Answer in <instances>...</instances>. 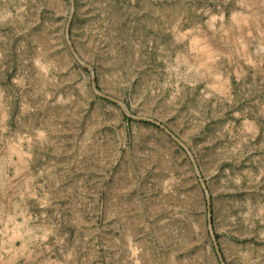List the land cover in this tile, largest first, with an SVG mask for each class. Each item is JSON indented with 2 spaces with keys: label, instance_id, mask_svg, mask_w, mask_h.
Segmentation results:
<instances>
[{
  "label": "rangeland",
  "instance_id": "rangeland-1",
  "mask_svg": "<svg viewBox=\"0 0 264 264\" xmlns=\"http://www.w3.org/2000/svg\"><path fill=\"white\" fill-rule=\"evenodd\" d=\"M3 109L0 264H264V0H0Z\"/></svg>",
  "mask_w": 264,
  "mask_h": 264
},
{
  "label": "crops",
  "instance_id": "crops-1",
  "mask_svg": "<svg viewBox=\"0 0 264 264\" xmlns=\"http://www.w3.org/2000/svg\"><path fill=\"white\" fill-rule=\"evenodd\" d=\"M33 174L29 151L19 136L13 135L10 131L8 113L3 109L0 112V182L7 181L9 184L28 182L33 179ZM4 195L13 194L8 191Z\"/></svg>",
  "mask_w": 264,
  "mask_h": 264
},
{
  "label": "water",
  "instance_id": "water-1",
  "mask_svg": "<svg viewBox=\"0 0 264 264\" xmlns=\"http://www.w3.org/2000/svg\"><path fill=\"white\" fill-rule=\"evenodd\" d=\"M72 51H73V54L76 56L77 60L80 62V60L78 59V57H77V55H76V53L74 52L73 49H72ZM82 64H83V63H82ZM83 65H84V64H83ZM84 66H86V65H84ZM86 67H87V66H86ZM90 70H91V69H90ZM92 85H93V89L95 90L96 94H98V95L101 96L102 98H105V99H107V100H109V101H111V102H114V103L119 104V105L124 109V111L126 112V114H127L130 118H132V119H134V120H136V121L152 122L151 120H148V119H143V118H138V117H134V116H132V115H131V114L125 109V107H124L123 104H121V103L115 101V100L112 99V98H109V97H107V96L101 94V93L97 90V86H96V81H95V79L92 80ZM162 128H163V127H162ZM169 134H170V133H169ZM170 136H171L176 142H178L181 146H183L175 136H173L172 134H170ZM183 147H184V146H183ZM191 159H192V161L194 162L192 156H191ZM202 187H203V189H204V190L206 191V193H207V190H206L205 184H204L203 182H202ZM207 201H208V208H209V221H210L211 214H210V200H209L208 193H207ZM210 232H211V237H212V239H213V241H214V243H215V247H216V250H217V252H218V256L220 257V260L222 261V257H221V254H220V252H219V249H218V246H217V243H216V239H215L214 233H213V231H212L211 225H210Z\"/></svg>",
  "mask_w": 264,
  "mask_h": 264
}]
</instances>
